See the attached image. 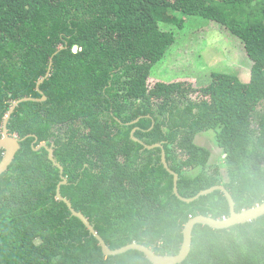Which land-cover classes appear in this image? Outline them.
<instances>
[{"label": "trees", "instance_id": "obj_1", "mask_svg": "<svg viewBox=\"0 0 264 264\" xmlns=\"http://www.w3.org/2000/svg\"><path fill=\"white\" fill-rule=\"evenodd\" d=\"M201 16L243 43L251 78L213 71L194 94L188 81L149 83L175 41L172 27ZM77 47L75 50L74 48ZM8 122L20 148L0 175V264H152L143 251L104 255L61 193L115 249L133 241L176 254L193 216L230 215L264 201V0H0V136ZM137 118H139L137 121ZM214 130L222 166L196 136ZM46 142L47 147H36ZM4 149L0 147V161ZM178 264H264V215L228 228L196 224Z\"/></svg>", "mask_w": 264, "mask_h": 264}, {"label": "rangeland", "instance_id": "obj_2", "mask_svg": "<svg viewBox=\"0 0 264 264\" xmlns=\"http://www.w3.org/2000/svg\"><path fill=\"white\" fill-rule=\"evenodd\" d=\"M175 41L165 56L156 62L149 83L156 81H188L194 84V94L200 87L211 83L212 72H227L238 75L244 82L251 78V59L244 50L242 41L216 21L201 16H190L183 28H171ZM75 50L77 47L74 48ZM196 143L212 152L210 163L224 165V153L218 146L214 130L197 134Z\"/></svg>", "mask_w": 264, "mask_h": 264}, {"label": "water", "instance_id": "obj_3", "mask_svg": "<svg viewBox=\"0 0 264 264\" xmlns=\"http://www.w3.org/2000/svg\"><path fill=\"white\" fill-rule=\"evenodd\" d=\"M52 59L50 62V66L48 69V72L46 76L40 78L37 83V90L42 94V97H34V96H25L22 98H19L15 100L12 105L10 106L4 121H3V134L0 136V147L4 149V155L2 160L0 161V175L7 170L11 162L13 161L17 151L19 150L21 144V140L16 134L11 135L9 133L8 129V122L10 120V117L12 113L15 111L16 107L22 102V101H27V100H35V101H43L47 99V96L43 93V91L40 88V84L44 81L46 77L49 76L51 67H52ZM139 118H137L134 121H137ZM135 129L132 130L131 136L143 143V145L146 148L152 149L155 147H161L163 148L162 150V162L164 166L167 168V170L174 175V187L173 191L177 195L178 198L185 202H192L196 199H198L200 196L209 194L215 190H221L224 192L228 202H229V208H230V215L228 217L224 218H214L212 216L204 215V214H198L196 216L191 217L185 224L184 229H183V241L181 244V248L178 253L176 254H158L156 253L152 248L148 247L145 244L139 243L137 241L130 242L128 244H125L121 247L118 248H111L107 242L104 240V238L98 233V231L95 229V226L90 222L88 217L81 211L76 210L71 201L62 195L61 193V186L62 184L67 183V178L63 175V166L61 163H59L56 158L54 157V150L52 147H47L46 142H41L36 149L45 146L49 150V158L60 168L61 171V181L59 182L57 186V198L63 200L64 202L67 203L69 209L71 210L72 214L80 218L83 223L87 226L89 231L97 238L99 241V245L102 248V251L104 255L109 256V255H117L121 254L123 252H126L130 249H138L140 251H143L147 258L152 262V264H178L184 261L187 256L190 253L191 250V245H192V237H193V229L196 224H203V225H208L213 228L217 229H222V228H228L236 224H241V223H246L252 220H255L261 216L264 215V201L261 203H258L250 208L243 209L241 211H236L235 209V200L230 193V191L226 188L224 184H216L213 185L207 189H203L200 192H198L195 196L193 197H184L180 194L179 188H178V179H179V174L172 170L168 162L166 160V153L164 150V146L162 143H154V144H146L137 137L134 136Z\"/></svg>", "mask_w": 264, "mask_h": 264}, {"label": "built area", "instance_id": "obj_4", "mask_svg": "<svg viewBox=\"0 0 264 264\" xmlns=\"http://www.w3.org/2000/svg\"><path fill=\"white\" fill-rule=\"evenodd\" d=\"M223 218L225 219V218H226V216H223Z\"/></svg>", "mask_w": 264, "mask_h": 264}, {"label": "clouds", "instance_id": "obj_5", "mask_svg": "<svg viewBox=\"0 0 264 264\" xmlns=\"http://www.w3.org/2000/svg\"><path fill=\"white\" fill-rule=\"evenodd\" d=\"M227 217V216H226Z\"/></svg>", "mask_w": 264, "mask_h": 264}]
</instances>
